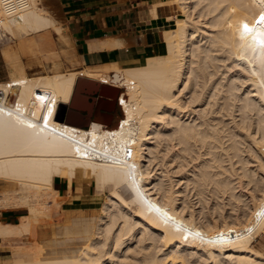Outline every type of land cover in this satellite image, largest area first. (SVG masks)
Wrapping results in <instances>:
<instances>
[{
	"label": "bare ground",
	"instance_id": "obj_1",
	"mask_svg": "<svg viewBox=\"0 0 264 264\" xmlns=\"http://www.w3.org/2000/svg\"><path fill=\"white\" fill-rule=\"evenodd\" d=\"M11 1L16 13L0 0L11 82L0 85V211L26 214L0 221V239L34 257L2 264H264L253 246L264 234V0H164L173 27L160 53L103 72L62 62L70 46L60 37L58 50L61 22L41 0ZM80 77L126 89L115 129L57 120ZM58 180L105 194L101 213L38 242L62 208Z\"/></svg>",
	"mask_w": 264,
	"mask_h": 264
},
{
	"label": "crops",
	"instance_id": "obj_2",
	"mask_svg": "<svg viewBox=\"0 0 264 264\" xmlns=\"http://www.w3.org/2000/svg\"><path fill=\"white\" fill-rule=\"evenodd\" d=\"M41 1L53 18L61 22L58 24L62 27L63 34L52 33V38L59 51L60 37L69 44L67 53L61 54V60L71 66L68 61L70 58L74 63V68H71L76 71L87 68L94 72H103L105 67L111 65L124 67L134 61L156 56L160 53L165 31L173 27L168 21L169 12L164 0ZM153 10H156L157 16H153ZM3 47L0 41V65L5 68L8 65L3 56ZM7 78L9 79L8 71L0 77V81ZM79 98V94L75 96L74 93L67 105L70 106L75 100L77 107L82 106ZM103 105L113 107L109 102H104ZM122 117L121 109L117 106L112 125H104L110 121L107 116L103 118L104 124L101 125L107 129L114 128L116 121ZM54 186L63 199L62 208L54 212L51 219L36 227L34 239L38 242L64 240L65 235L77 224L79 226V223L98 218L99 200L91 186L83 184L81 192H78L76 184L69 187L65 180L56 181ZM21 215L22 211L3 210L0 211V221L17 223ZM7 244L0 239V264L12 253ZM11 258L14 260L12 256Z\"/></svg>",
	"mask_w": 264,
	"mask_h": 264
},
{
	"label": "water",
	"instance_id": "obj_3",
	"mask_svg": "<svg viewBox=\"0 0 264 264\" xmlns=\"http://www.w3.org/2000/svg\"><path fill=\"white\" fill-rule=\"evenodd\" d=\"M112 76L115 78V74ZM74 91L75 96L79 94L82 106L77 107L75 100L72 101L70 106L61 105L57 114L59 122L81 129H88L92 123L104 124L102 122L103 118L107 116L110 121L104 125L107 127L112 125L117 107V98L120 94L119 88L80 77L76 81ZM104 102L112 103L113 107H105Z\"/></svg>",
	"mask_w": 264,
	"mask_h": 264
},
{
	"label": "rangeland",
	"instance_id": "obj_4",
	"mask_svg": "<svg viewBox=\"0 0 264 264\" xmlns=\"http://www.w3.org/2000/svg\"><path fill=\"white\" fill-rule=\"evenodd\" d=\"M1 39H2V37L0 38V40ZM1 44H2V46H4V43H1ZM3 69H4V71H3ZM7 71L9 72V68L8 67L3 68L0 65V77L2 75H5V73ZM0 82H5V83H2V84L0 83V85H8L9 83H11V82L8 81V78L6 80L0 81ZM12 100H11V102H12ZM117 124H118V121H116V123H115L114 126H117ZM84 185L88 186L89 184L88 183H84ZM89 186H91V184ZM91 187L93 188L92 190H94V193L96 194V197L99 200V203H98L99 204L98 217H99L100 216V213H101V204L103 202V199L105 198V194L98 195L99 192L97 190H95V187H93V186H91ZM2 189H3V186L0 185V190H2ZM186 193L189 195V199L191 200V202L198 208L199 205H198V202H196L197 199L195 201V198L196 197L195 196L192 197V195H194V193L193 192H190V191L188 193V190L186 191ZM56 211L57 210L54 207H52L51 217L54 214V212H56ZM22 214L24 215V214H26V212H22ZM49 219H51V218H49ZM7 243H8L7 244L8 245V248L11 249L12 253H10L9 256L7 258H5V260L9 259L12 256L13 259H14V261H16V262L32 261V259H33L34 256L32 255V252L29 250V247L28 246H26V245L25 246L24 245L21 246L20 244H17V243L16 244L15 243L12 244V243H9V242H7ZM253 246H255L256 248L264 251V234H261L260 236H257L255 238V242L253 243Z\"/></svg>",
	"mask_w": 264,
	"mask_h": 264
},
{
	"label": "built area",
	"instance_id": "obj_5",
	"mask_svg": "<svg viewBox=\"0 0 264 264\" xmlns=\"http://www.w3.org/2000/svg\"><path fill=\"white\" fill-rule=\"evenodd\" d=\"M4 2H5V4L7 5V7L9 8V9H11L10 11H12V13H16L17 11H19L20 9V7H18L19 5H14V3L13 4H11L12 3V1L11 0H3ZM17 4V3H16ZM3 33V30H2V19L0 18V37L2 36V35H4V34H2ZM3 38V37H2ZM103 84V83H102ZM107 85H110V86H114V87H116L115 85V83H112V84H107ZM116 88H118V87H116ZM119 90H120V94H119V96H118V98H117V106L121 109V112H122V115H123V117L125 116V113H124V104H123V97H125V98H127L124 94L126 93V89L125 88H119ZM59 111V110H58ZM123 117L121 118V119H123ZM118 123H122V121L121 120H119L118 121Z\"/></svg>",
	"mask_w": 264,
	"mask_h": 264
},
{
	"label": "snow or ice",
	"instance_id": "obj_6",
	"mask_svg": "<svg viewBox=\"0 0 264 264\" xmlns=\"http://www.w3.org/2000/svg\"><path fill=\"white\" fill-rule=\"evenodd\" d=\"M262 20H264V17H261ZM244 28L247 30L248 26L244 25Z\"/></svg>",
	"mask_w": 264,
	"mask_h": 264
},
{
	"label": "trees",
	"instance_id": "obj_7",
	"mask_svg": "<svg viewBox=\"0 0 264 264\" xmlns=\"http://www.w3.org/2000/svg\"><path fill=\"white\" fill-rule=\"evenodd\" d=\"M117 126H115L114 128H108L109 130H113V129H115Z\"/></svg>",
	"mask_w": 264,
	"mask_h": 264
}]
</instances>
